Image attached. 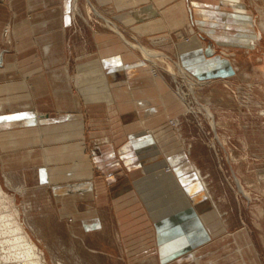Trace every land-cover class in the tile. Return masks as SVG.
<instances>
[{
  "label": "crops",
  "instance_id": "1",
  "mask_svg": "<svg viewBox=\"0 0 264 264\" xmlns=\"http://www.w3.org/2000/svg\"><path fill=\"white\" fill-rule=\"evenodd\" d=\"M81 1L0 0V118L19 117L0 120L8 125L5 128L0 123V132L9 129L8 133H0V141L9 134L18 146L0 142L1 157L42 145L50 153H43L44 156L50 155L58 162L57 153L71 146L70 135L62 131L68 125L66 117H73L77 122L72 128L79 133L80 141L78 162H74L76 175L88 182L94 176V169L96 171L95 195L92 182H88V187L82 185L81 189H89L96 197L101 187L109 197L115 222H119V235L126 239L139 235L140 248L144 250L140 257L145 262L149 259V236L154 264H220L225 258L231 261L234 254L223 257L222 253L225 255L233 249L232 245L228 246L231 241L226 239L234 235L235 255L240 264H259L254 243L249 241L245 231L229 233L227 221L202 169L185 151L186 140L180 127L185 108L170 81L166 76L154 77L151 65L131 44L135 40L156 49L164 47L167 49H163L164 52L178 59L191 76L203 83V88L211 84L221 86L219 105L212 103L211 108L216 116H221L219 126L222 128L229 125L230 114L228 90L223 86L237 85L235 79L239 76L235 63L239 59L237 51L234 50V61L226 58L229 54L225 51L243 47L253 50L258 42L255 21L256 41L244 46L232 42L235 36L231 35L244 29L229 0H83L91 10L87 13L82 10ZM242 1L252 15L251 8ZM79 14L90 24L91 20L103 23L107 20L117 30L107 25L110 30L91 31L90 44L81 46L73 41L78 33L75 21ZM5 35L9 38L7 41ZM12 37L15 43L8 45ZM221 37L223 39L219 40ZM218 45L227 47L224 53L219 52ZM213 52L221 54L211 56ZM256 79L264 91V77H253L247 72L243 82ZM25 103L31 106L26 107ZM108 110L129 132L140 131L139 135H143L144 131H151L149 140L137 145L140 162L150 161V169L135 168L131 174L128 172L127 166L130 170L133 168L130 166L132 158H120L117 152L132 149L130 143L123 146L124 150H117L109 140L108 145L89 153L91 160L85 156V111L97 125L99 117ZM54 115L63 119L62 128L40 127L43 119L47 124L54 123L52 121L57 120L51 118ZM170 119H176V127L169 123ZM37 126L38 136L35 143H30ZM13 130H28V136L19 134L25 137L19 142ZM95 130L111 135V129ZM54 141L58 148L47 147ZM244 143L246 147L247 141ZM142 151L147 155L143 156ZM9 164L36 168L42 160L33 155L28 161L11 160ZM169 165L171 170L168 171ZM40 168L42 166L38 168L39 181L45 176ZM236 173L243 183L239 170ZM98 174L102 175L103 182L98 181ZM65 195V203H69V194ZM84 200H79L78 204L86 203ZM220 242L222 246H218ZM214 247L218 250L212 251Z\"/></svg>",
  "mask_w": 264,
  "mask_h": 264
},
{
  "label": "rangeland",
  "instance_id": "2",
  "mask_svg": "<svg viewBox=\"0 0 264 264\" xmlns=\"http://www.w3.org/2000/svg\"><path fill=\"white\" fill-rule=\"evenodd\" d=\"M245 2L252 11V15L249 13L248 15L252 16L253 23L255 21V31L258 38L257 46L253 50L243 47L233 48L228 51H225L227 48L225 46H223L224 48L217 46L219 52L225 51L229 54L228 56L224 54L226 58L234 61L236 58L234 52L236 51L239 58L235 61L239 67V76L235 79L237 85L223 86L228 90L227 95L229 96L230 114L227 117L228 126L220 128L219 117L221 116H216L218 124L216 128L212 121H208L201 110L203 106L211 107L212 103L219 105V94L222 92L221 89H223L221 86L211 84L203 88V83L191 76L178 59L169 57V53H166L174 67L175 64L178 65L180 63L183 70L192 78L191 80H189L190 78L187 79V82V80L185 81L183 77L179 76L177 81L168 71L167 65H164L165 67L156 65L153 61L147 60L142 51L138 48L136 49L151 65V73L154 77L166 76L170 81L173 92L177 96L178 93L181 95L185 93L187 96V102H184L178 96L185 108L184 112L181 113L182 124L180 126L183 137L186 140L185 151L193 160L198 162L202 169L208 186L222 211L223 218L227 221L229 233L236 234L240 231H245L249 241L251 242L252 240L254 243L256 248L254 251L258 254L259 264H264V91H262L261 83L257 82L258 79L255 82H243L247 72L251 73L253 77H264L262 72L264 71V0H245ZM81 3L82 7H84L82 10L87 13L89 8H87L86 4L84 5L85 2L83 0ZM77 17L78 20L75 23L78 26V33L74 36L73 41L81 46L90 44L91 31L110 30L108 26L117 30V27L108 23L107 20H104V23L99 20H91L90 24L81 14ZM10 22L12 28V21ZM251 28L253 30V27ZM218 34L217 32L216 37L219 36ZM204 35L214 42L210 36L205 33ZM184 36L187 35L185 34ZM186 38L188 40V37ZM8 39V36L5 35V41ZM222 39L223 37L219 38V40ZM243 41L242 39L240 45L245 46L246 43ZM14 43L15 41L12 37V43L8 45H13ZM131 44L146 47V45L135 40H132ZM2 46L7 48V45L3 44ZM163 49L165 48L160 47L157 50L161 52L167 50ZM217 54L221 53L213 52L211 56ZM158 62L162 64L161 61ZM176 71H180L178 67ZM190 85H193L195 91L194 88L191 89ZM24 105L26 107L31 106L30 103H25ZM106 112V114L99 117L96 125L92 121V117L88 115L90 113L85 111L86 130L83 133L85 147L83 153L85 156L90 159L89 153L91 154L93 149L108 145L109 140L115 144L117 150H124L125 147L123 146L130 143L133 145L132 149L128 147L126 151L117 152L120 158H132L130 166H133V168H131V171L127 166L128 172L131 174L136 169L142 168L143 170L144 167L150 169V161H147V165L141 163L142 158H138L140 154H138L139 148H137V145H141L142 141L149 140L148 135L151 134V131L146 130L143 135H139L141 134L140 131L129 132L128 129H123L120 121L115 119L116 116L110 115V110ZM51 118H57L55 120L56 123L52 121L54 123L47 124L46 120L43 119L44 122H41L40 127L45 128L49 125L52 127L55 125L60 128L63 127V119L60 120L61 118L58 115L51 116ZM66 120L68 125L62 132L70 135L69 144L71 146L69 149H63L61 154L57 153L59 155L58 162H56V159H52L50 155L48 157L44 156L43 153H50L49 151L46 152L42 145H40V148L34 147L22 152L16 151L13 154L6 153L2 157L0 155V185L2 193L0 194V264H29L23 254H19L20 250L14 247L15 239L4 226V224H9L2 222V218L8 217V215H10L8 217L9 220L13 221L14 209L19 211V220L23 229L37 245L46 264H154L151 262L153 245L152 241H150V236L147 238L149 240L147 243L149 245L147 246L149 247L147 249L149 259H147L148 262H145V259L143 260L140 257L144 250L140 248L141 240L138 233H136L138 236H134L133 239H126L122 234L120 236V229L117 226L119 222H115L114 212L108 204L109 197L105 192H102L101 187L97 190L96 197L94 196L95 169L93 178L88 181L92 182L94 195H91L89 189H81L82 185L88 187L87 185H90V183L83 181V178L79 179L76 175L77 165L75 163L78 162L80 141L79 133L73 129V126H76L77 121L73 117H66ZM0 123H3L1 127L6 128L8 126L5 122L0 121ZM169 123L176 127L178 122L176 119H170ZM96 128L99 130L111 129V135L108 136L105 132L97 131L95 130ZM7 130L9 131V129ZM8 131L1 132L8 133ZM37 131L38 126L32 132V136L34 135L35 138L31 136L33 139L30 140V143H35L38 136ZM11 132L19 142L25 138L19 134L25 133L28 136V130L19 132L13 130ZM45 136L46 133L44 138ZM9 137V134L4 135L6 141L0 142L12 147H18ZM220 140H224L225 142L223 141V143L225 145ZM245 140L248 143L246 147L244 145ZM55 143L56 141L50 143L47 147L51 148L52 146L54 148L57 146ZM143 151L142 153H144ZM52 152L54 155V151ZM33 155L40 156L42 160V164L36 168L29 165L16 164L14 166L9 164L11 160L28 161ZM146 155L147 152L143 156ZM91 164L94 167V164ZM40 166H42L40 170H42L43 176L45 175L41 181L38 179V168ZM124 166L126 167L125 164ZM166 170H171V166H167ZM235 170H239L243 183ZM134 175H137V173ZM97 176V179L99 178L98 181L103 182L102 175L98 174ZM67 193L69 194V196L67 195L70 199L69 203H65L67 201L65 194ZM86 198H96L97 200L91 202L92 200H86ZM81 199H85L84 201L87 202L80 206L78 202ZM228 236L230 237L226 241H231L228 246L232 245L233 249L229 252L227 251L225 255L222 253L223 251L221 253L223 257L234 254L233 257L235 258L231 261H227V258H225L221 260L220 264H240V259H236L235 255V250L237 251L236 243H234L235 237L234 235ZM239 241L240 243L242 242L240 239ZM220 245L222 246L221 242L218 246ZM215 250H218V248L214 247L212 251ZM246 261L248 260L246 259Z\"/></svg>",
  "mask_w": 264,
  "mask_h": 264
},
{
  "label": "bare ground",
  "instance_id": "3",
  "mask_svg": "<svg viewBox=\"0 0 264 264\" xmlns=\"http://www.w3.org/2000/svg\"><path fill=\"white\" fill-rule=\"evenodd\" d=\"M229 1H230V3H232L231 5L236 9L235 10V11H237L236 18L238 19V21H241V27L244 29V30H242V32L238 33L237 35L233 34V36H235V37L232 41L235 44H240L241 40L243 39L244 40L243 42L246 43V45H253L256 41V36L253 34V30L251 28V27H253V18L248 15V11L246 9L247 6L245 5V3L242 0H229ZM220 14H223V13H220ZM132 46L135 48H138L140 51H142L145 58L147 60L153 61L156 65L157 64L159 66L167 65L168 71L174 76V78L177 81L179 79V76L183 77L185 79V81L189 78H190L189 80L192 79L191 76L189 74H187L186 71H184L183 68L179 64L178 65L175 64V67L176 68L178 67L180 70V71H176V68L174 67L172 62H170L169 57L166 55V53L161 52V51L154 49V48L150 49L147 46L144 47V46H141L138 44H137V46H135V45H132ZM158 61H161L162 64H159ZM187 82H188V80H187ZM190 82H192V81H190ZM190 87H191V89L194 88L193 85H190ZM194 91H195V88H194ZM178 96H180L184 102H187V96L185 95V93H183L182 95L178 93ZM201 110L206 115L208 121H212V124H214L217 128L218 124L216 122V114L213 111V109L211 107L203 106L201 108ZM223 141L224 140H220V142L223 145H225V143H223ZM245 193L248 194L247 192H245ZM0 194H2L1 193V185H0ZM9 216L10 215H8V217ZM8 217L2 218V222H4V223L7 222L9 224V225L4 224V226L9 231V233L12 234L13 238L15 239V243L13 245L18 250H20V253L18 251H16V252H18L20 255L23 254L25 260L29 261V264H46L45 259L42 255V253L39 252L37 245L31 239L29 234L23 229V227L20 223V220H19L20 219L19 218V211L17 209L13 210V218H14L13 221H10ZM14 253H15V251H14ZM14 257H15V255H14Z\"/></svg>",
  "mask_w": 264,
  "mask_h": 264
},
{
  "label": "snow or ice",
  "instance_id": "4",
  "mask_svg": "<svg viewBox=\"0 0 264 264\" xmlns=\"http://www.w3.org/2000/svg\"><path fill=\"white\" fill-rule=\"evenodd\" d=\"M19 117H3V118H0V119H18Z\"/></svg>",
  "mask_w": 264,
  "mask_h": 264
}]
</instances>
